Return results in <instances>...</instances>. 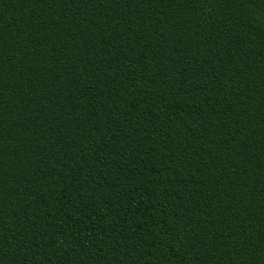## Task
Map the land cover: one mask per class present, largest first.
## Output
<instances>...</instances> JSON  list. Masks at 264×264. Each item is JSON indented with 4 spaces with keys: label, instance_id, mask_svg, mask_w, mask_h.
<instances>
[{
    "label": "trees",
    "instance_id": "trees-1",
    "mask_svg": "<svg viewBox=\"0 0 264 264\" xmlns=\"http://www.w3.org/2000/svg\"><path fill=\"white\" fill-rule=\"evenodd\" d=\"M0 264H264V0H0Z\"/></svg>",
    "mask_w": 264,
    "mask_h": 264
}]
</instances>
